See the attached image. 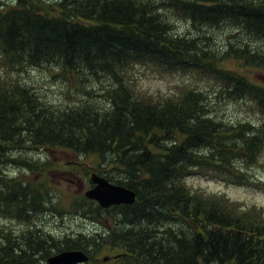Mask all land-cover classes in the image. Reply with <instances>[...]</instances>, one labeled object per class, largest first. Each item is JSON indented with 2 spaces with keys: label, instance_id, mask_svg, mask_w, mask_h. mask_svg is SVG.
I'll return each mask as SVG.
<instances>
[{
  "label": "trees",
  "instance_id": "16d2710c",
  "mask_svg": "<svg viewBox=\"0 0 264 264\" xmlns=\"http://www.w3.org/2000/svg\"><path fill=\"white\" fill-rule=\"evenodd\" d=\"M169 14L185 17L196 31L229 23L264 41V0H20L9 10L0 6V64L6 70L0 77L1 212L41 198L37 187H23L3 166L36 171L32 149H64L95 157L98 174L137 194L135 204L103 209L92 202L96 208L81 215H112L99 238L121 251L113 264H264V211L187 183L199 176L264 189V180L251 173L264 151V87L224 67L234 61L264 68V55L231 46L218 57L203 46L206 33L174 34ZM47 64L69 73L72 94L86 97L55 107L48 93L24 83L26 66ZM138 64L200 73L212 84H185L166 100L142 99L126 80ZM84 74L101 85L98 98L80 88ZM102 79L110 82L107 88ZM216 85L215 98H228L252 116L219 117L207 105ZM44 238L37 246L43 258L68 249L90 257L100 251L90 244H97L95 236ZM19 249V261L30 262L33 247ZM6 261L15 264L0 250V264Z\"/></svg>",
  "mask_w": 264,
  "mask_h": 264
},
{
  "label": "rangeland",
  "instance_id": "374dc122",
  "mask_svg": "<svg viewBox=\"0 0 264 264\" xmlns=\"http://www.w3.org/2000/svg\"><path fill=\"white\" fill-rule=\"evenodd\" d=\"M18 4L20 5V0H0V6L4 5V10H9L12 7L18 6ZM179 16L175 14L167 15L172 22V32L182 36L190 35L194 38L207 35L209 39L207 41L203 40V46L207 47L208 50L211 49L216 52L218 57L230 51L231 46L235 49L247 48L250 53H252V50H257L260 55H264V41L254 40L245 36L241 31L236 30L234 26L229 23H224L220 27L207 26L206 29L202 27L196 31V29L191 27L189 22L186 21L187 19L185 17ZM203 33H206V35ZM226 63H229V61ZM226 63L224 65L225 68L238 72L246 76L254 84L264 87L263 67H243L241 64L234 61H230L229 64ZM43 66L45 68L41 66H26L27 73L21 78H25L26 81H23L26 85L29 83L42 91V93H48L49 98L47 99L52 102L51 104L53 106L68 105L84 97L72 94L75 83L71 77L65 80V78L69 76V73L61 71L60 66L56 64H47ZM5 72L6 70L4 69L3 71L0 64V77H3ZM82 77L83 80L81 79ZM63 80L66 81V85L63 84ZM94 80L95 79L92 77L82 75L80 77V88L84 91L91 92L94 96L103 94L104 92L100 91L101 85L96 86V80ZM102 80H104L103 83L106 84L104 87L107 88L110 82H108L107 79ZM126 80H128L131 85L136 86V91L138 93L143 94L142 99L152 101L166 100L177 96V94L185 88V84L190 85L193 83L203 88L205 86L209 87L210 84H212L208 80L203 79L200 73L194 76V72L175 73L174 71H165L152 65L141 64L137 65L135 73L133 71L132 74L126 73ZM28 86L32 87L30 85ZM78 87L77 85V88ZM214 87L212 92L209 91V96L212 97L211 99L213 102L209 99L207 105L211 107V110L216 111L219 117L228 119L238 115L240 118L247 119L249 116H252L245 115V111L249 110L248 108L243 112L236 110L234 102L230 101L228 98H215L213 95L215 94L217 85ZM96 97L98 98V96ZM254 120H256V118ZM4 159L6 160L5 162L9 161L7 158ZM30 159L32 161L34 159L39 163V167L36 171L29 170V168L25 169V167L20 164L13 165L6 163L2 168L5 174H9L8 177L16 178L18 181L22 182L23 187L28 186V184L37 187L36 191H38L41 198L31 207H28V204L24 205L17 202V208H15L13 213L1 212L0 209V250L7 251L9 256L15 260V264H19L23 261H19L21 253H24L19 247L21 245L27 246V244H30L33 247V252L31 254V261L28 262V264H48L47 259L56 254L52 252L49 257L43 258V252L37 249L38 243L40 242L38 240L39 238L40 240H44V236H50L48 242L51 243L53 241L58 242L65 236L66 238L74 240H84L85 236L86 239H91L95 236L97 238L95 241L97 244H90L94 246L98 245L100 251L91 256L92 259L88 264H105L103 261L105 257L110 258V260L106 262L107 264H113V257H117L121 251L114 249V247L111 246L113 244H107V242L99 238V234L104 233L103 229L105 224L113 221L112 215L105 214L98 220L81 216L82 213H90V211L96 208L92 203H96V201L90 198L86 199V193L92 189L90 186L93 175L98 173L96 171L98 160L93 156L82 157L69 150H47L41 148L32 149ZM251 173L255 181L264 180V151L258 159V164L252 168ZM187 183L194 190H203L205 194L227 197L231 201L239 203L247 209L256 207L264 211V189L255 190L248 187L234 186L212 178L199 176L187 179ZM93 185L91 187L94 188L95 184ZM14 198L15 200H19L16 196ZM45 200L46 203L43 202ZM24 219L29 220L25 221ZM33 234L36 237H33ZM4 235L8 239H2L1 237ZM44 246L46 247L47 245L44 244ZM70 250L75 249H68L65 251ZM86 253L88 254V252ZM6 264L12 263L6 261Z\"/></svg>",
  "mask_w": 264,
  "mask_h": 264
},
{
  "label": "water",
  "instance_id": "95a60500",
  "mask_svg": "<svg viewBox=\"0 0 264 264\" xmlns=\"http://www.w3.org/2000/svg\"><path fill=\"white\" fill-rule=\"evenodd\" d=\"M92 182L95 187L86 193V197L95 200L103 208L121 204H133L136 201V193L122 185H116L107 178L94 174ZM105 257L104 261H108ZM89 261V256L84 251H64L48 258V264H83ZM20 264H28L22 262Z\"/></svg>",
  "mask_w": 264,
  "mask_h": 264
},
{
  "label": "bare ground",
  "instance_id": "6f19581e",
  "mask_svg": "<svg viewBox=\"0 0 264 264\" xmlns=\"http://www.w3.org/2000/svg\"><path fill=\"white\" fill-rule=\"evenodd\" d=\"M180 20V19H179ZM260 44V43H259ZM258 47V46H257ZM28 75V74H27ZM85 75V74H84ZM87 78V77H86ZM24 79V78H23ZM57 81V80H56ZM30 85V84H29ZM73 90V89H72ZM77 92V91H76ZM80 92V91H79ZM88 96V95H87ZM82 97V96H81ZM85 97V96H84ZM96 97V96H95ZM69 98V97H68ZM74 101V100H73ZM68 103V102H67ZM81 103V102H80ZM102 104V103H101ZM105 105V104H104ZM103 106V105H102ZM34 153V152H33ZM46 156V155H45ZM46 159V158H45ZM48 162V161H47ZM91 222V221H90ZM1 228V227H0ZM73 232V231H72ZM81 235V234H80ZM70 237V236H69ZM85 248V247H84Z\"/></svg>",
  "mask_w": 264,
  "mask_h": 264
}]
</instances>
